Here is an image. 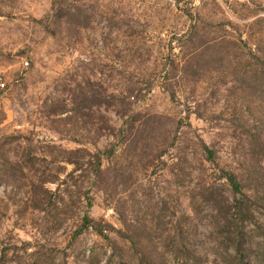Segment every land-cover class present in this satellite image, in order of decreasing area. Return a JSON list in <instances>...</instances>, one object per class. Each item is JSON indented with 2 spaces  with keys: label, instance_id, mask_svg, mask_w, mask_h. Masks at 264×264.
<instances>
[{
  "label": "rangeland",
  "instance_id": "374dc122",
  "mask_svg": "<svg viewBox=\"0 0 264 264\" xmlns=\"http://www.w3.org/2000/svg\"><path fill=\"white\" fill-rule=\"evenodd\" d=\"M0 79V264H264V0H0Z\"/></svg>",
  "mask_w": 264,
  "mask_h": 264
},
{
  "label": "built area",
  "instance_id": "2783aa9c",
  "mask_svg": "<svg viewBox=\"0 0 264 264\" xmlns=\"http://www.w3.org/2000/svg\"><path fill=\"white\" fill-rule=\"evenodd\" d=\"M24 66H25V67H27V66H28V64H27V63H25V64H24ZM0 87H1V88H3V87H4V84H3V82H2V80H1V79H0Z\"/></svg>",
  "mask_w": 264,
  "mask_h": 264
},
{
  "label": "trees",
  "instance_id": "16d2710c",
  "mask_svg": "<svg viewBox=\"0 0 264 264\" xmlns=\"http://www.w3.org/2000/svg\"><path fill=\"white\" fill-rule=\"evenodd\" d=\"M229 182L234 183L231 178H229ZM234 188L239 189V187L235 184H234Z\"/></svg>",
  "mask_w": 264,
  "mask_h": 264
}]
</instances>
